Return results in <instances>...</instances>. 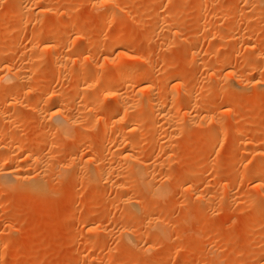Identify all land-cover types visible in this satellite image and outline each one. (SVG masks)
I'll return each instance as SVG.
<instances>
[{
    "label": "rangeland",
    "instance_id": "obj_1",
    "mask_svg": "<svg viewBox=\"0 0 264 264\" xmlns=\"http://www.w3.org/2000/svg\"><path fill=\"white\" fill-rule=\"evenodd\" d=\"M258 1L0 0V158L13 154L0 172L28 169L26 152L34 150L42 161L29 170L34 180L43 177L36 192L0 179V264H264V0ZM22 15L28 19L19 28ZM52 30L54 45L68 49L59 59L34 50ZM119 64L160 78H150L147 90L130 83L107 103L103 90ZM9 66L20 68L18 82H1ZM148 89L165 92L163 112L175 115L173 123L151 115ZM58 92L62 98L51 99ZM89 92H98L96 101ZM123 101L135 106L129 115ZM88 102L83 130L64 136L54 128L47 109L61 104L64 115L76 117ZM117 117L123 120L115 123ZM107 145V178L95 167L82 169L93 151L101 160ZM137 160L162 164L156 177L166 193L158 201L137 187L138 176L119 177ZM44 164L53 171L43 172ZM152 218H159L157 227ZM128 231L138 247L126 242ZM7 243L12 247L3 250Z\"/></svg>",
    "mask_w": 264,
    "mask_h": 264
},
{
    "label": "bare ground",
    "instance_id": "obj_2",
    "mask_svg": "<svg viewBox=\"0 0 264 264\" xmlns=\"http://www.w3.org/2000/svg\"><path fill=\"white\" fill-rule=\"evenodd\" d=\"M132 1V0H131ZM254 2V4L253 3H251V5L253 4V6L255 5V2H259L258 0H246V2L248 3H250V2ZM245 2V3H246ZM248 3V4H249ZM29 6V5H28ZM26 7V6H25ZM170 9V8H169ZM114 10V9H113ZM125 10V9H124ZM171 10V9H170ZM168 11L167 10V12H169V14H173L175 17L177 16H181V14H180V12H178V11H174V10H171V11ZM124 12V11H123ZM126 12V11H125ZM166 12V13H167ZM24 14V13H23ZM128 14V13H127ZM168 14V13H167ZM28 15V14H27ZM112 15V14H111ZM125 15V14H124ZM184 15V14H183ZM229 16V13L228 12H226V13H224V14H222V17L223 18H227ZM113 17V16H112ZM28 18L24 15H22L20 18H19V20H18V24H19V28H21L22 27V25L25 23V22H27L26 20H27ZM112 20V19H111ZM16 28V27H15ZM58 28V27H57ZM14 30H17V28L16 29H14ZM19 30V29H18ZM22 30V29H21ZM183 30V29H182ZM57 31H58V29H57ZM181 31V30H180ZM13 32V31H12ZM18 32H20V31H18ZM183 32V31H182ZM181 32V33H182ZM89 34V33H88ZM86 35V34H85ZM84 36V35H83ZM82 36V37H83ZM89 36L90 35H86V36H84V38H83V42H84V44L90 39L89 38ZM132 38V37H131ZM130 38V39H131ZM55 40H56V34H55V32L52 30L51 32H49V33H47V36L43 39V41H42V43H40V45L38 44L36 47H35V49L34 50H36V48L39 50V51H41V53H43L44 52V55H45V53H50V55H48V56H51V57H53V58H55V59H59L61 56H62V54L64 53V50L65 49H67V46L66 47H64L63 45L60 47V48H58V47H56L55 45H54V42H55ZM132 40H133V38H132ZM82 41V40H81ZM103 41V40H102ZM101 41V42H102ZM129 41V40H128ZM127 41V43L129 44V42ZM123 43H125V42H123ZM42 44V45H41ZM87 45V44H86ZM86 45H84V46H86ZM116 45V44H115ZM82 46V45H81ZM119 48V47H118ZM84 49H86V47L84 48ZM31 50H33V49H31ZM68 50V49H67ZM47 51V52H46ZM66 51V50H65ZM81 51H83V46H82V49H81ZM44 55H42V56H40V57H44ZM70 59V58H69ZM74 59V58H73ZM43 60V59H42ZM66 60H68V58L66 59ZM144 60H146V59H144ZM71 61H74L75 62V60H69V61H66L67 63H69V62H71ZM74 62H71V63H74ZM62 63V62H61ZM129 63H131V62H129ZM144 63V62H143ZM147 64H148V62H146ZM226 63V62H225ZM65 64V63H64ZM63 64V65H64ZM121 64H119V66H120ZM67 66V65H66ZM227 66V65H226ZM12 67V66H11ZM10 66L9 67H7V73L5 74V75H3L2 76V78H1V82H9V81H11V80H17V82L19 81V79L21 78L20 76H21V71L19 70L20 68H14V67H12L11 68ZM64 67V66H63ZM118 69H116V71H118V77L117 78H111V79H108L107 80V83H106V86L104 87V90H103V93H104V99H105V102L107 101V103H109L108 101L109 100H111V99H119L120 97H121V93H123V92H125L126 90H128L129 88L128 87H130V83H131V85H133L132 83H134L135 81H137V83L140 85V86H142L143 88V90L145 89V90H147L146 89V87H145V85L147 84V82H148V80L151 78L150 77V74L148 73V72H146V71H144V70H140V71H137V72H133L131 69H129L128 67H126V66H120V67H117ZM88 69V68H87ZM141 69V68H140ZM143 69V68H142ZM22 70V69H21ZM86 70V69H85ZM146 70V69H145ZM87 71V70H86ZM85 72V71H84ZM91 72V71H90ZM88 73V72H87ZM85 75H86V73H85ZM87 76H88V74H87ZM90 76V75H89ZM99 77V76H98ZM84 78V77H83ZM160 77L158 76V75H154L151 79H153V81L154 80H157V79H159ZM95 79V78H94ZM100 79V78H99ZM99 79H96V81H97V83L100 81ZM207 80V79H206ZM96 81H95V83H96ZM16 82V83H17ZM119 83H124L123 85L126 87V88H120V90L117 88L118 86V84ZM20 84V83H19ZM90 85V84H89ZM97 85V84H96ZM148 85V84H147ZM19 86V85H18ZM93 86H95L94 85V83H93ZM31 88V87H30ZM32 88H34V87H32ZM31 88V89H32ZM147 88H149V87H147ZM242 88V87H241ZM85 91H86V89H84ZM92 90V89H91ZM102 90V89H101ZM130 90V89H129ZM15 91V90H14ZM33 91H34V89H33ZM84 91V92H85ZM123 91V92H122ZM148 91H149V89H148ZM147 91V93H146V91H145V93L146 94H148L149 93V95L145 98L146 99V101L144 100V102L147 104V107L149 106V108L151 109V111L150 112H152V114L151 115H155V113H161V115H163V119L165 120V122H167V123H173V116H175V115H172V113H171V115L172 116H170V112L168 113V114H164V112H163V109H165V107L167 106V104H168V101H169V99H167V97H166V95L164 94V93H162V91H158L157 93H154L153 91H149L148 92ZM29 92V91H28ZM31 92V91H30ZM57 92V91H56ZM17 93H18V90H17ZM16 93V94H17ZM59 93V92H58ZM90 93V92H89ZM92 93H94V95H93V99L96 101V97H97V93L95 94V92H92ZM92 93H90L91 95H92ZM15 94V93H14ZM48 95H49V93H48ZM60 95H63V94H55V93H52V97L53 98H51V99H54L55 98V100H56V98L58 99L59 97H61ZM96 95V96H95ZM168 95V94H167ZM15 96V95H14ZM84 96V95H83ZM13 97V96H12ZM65 97V96H64ZM86 97H89V96H86ZM102 97V96H101ZM62 98V97H61ZM92 98V96L90 97V99ZM60 99V98H59ZM58 99V100H59ZM57 100V101H58ZM89 100V99H88ZM97 100H99V99H97ZM18 101V100H17ZM91 101V100H90ZM64 102V101H63ZM73 102V101H72ZM92 103H93V101H91ZM143 102V103H144ZM71 103V102H70ZM79 103V102H78ZM81 103V102H80ZM85 103V102H84ZM96 103V102H95ZM12 104V103H11ZM15 102L13 103V106H15ZM18 104V103H17ZM67 103H65V105H66ZM82 104V103H81ZM103 104V103H102ZM20 105V104H19ZM54 105V104H53ZM69 104H67V106H68ZM85 105V104H84ZM83 105V106H84ZM87 105H89V102L85 105V108H83V106H82V108H81V110H82V112H83V109H84V112L83 113H81L80 115H76V117H68V116H66V115H64L63 114V111L61 112V107L63 108L64 107V105H58V104H56V105H54V106H52V108H49L50 110H48L47 109V111H49V112H51L50 113V115H51V121H53V122H55V124H54V128H56L59 132H61V134L63 133V135L64 136H71V135H73V134H75V132L76 131H78V130H83V123H84V119H85V117H86V115H87V113L89 112V111H87V108H89L90 109V106H87ZM90 105H91V103H90ZM75 106V105H74ZM78 106V105H77ZM93 106H94V104H92V110H94V112H95V109H93ZM120 107H121V111L122 112H124L125 113V115H129L130 113H129V111L131 110V109H134L135 108V106H133V104L132 103H129V101H123L120 105H119ZM142 106V105H141ZM140 106V107H141ZM11 107V106H10ZM19 107V106H18ZM22 107H23V105H22ZM80 107V106H79ZM105 107L107 108V106H106V104H105ZM95 108V107H94ZM137 108V107H136ZM143 108V107H142ZM148 108V109H149ZM19 109V108H18ZM24 109V108H23ZM44 109V108H43ZM102 109V108H101ZM38 110H41V107H40V109H38ZM63 110H65V109H63ZM92 110H90V114H91V112L93 113V111ZM103 110V109H102ZM105 110V109H104ZM104 110H103V112H104ZM108 110V109H107ZM140 110V109H139ZM87 111V112H86ZM134 111V110H133ZM142 111H143V109H142ZM14 112V111H13ZM43 112V111H42ZM41 112V113H42ZM96 112H98L97 110H96ZM101 112V111H100ZM163 112V113H162ZM16 113V112H15ZM36 113V112H35ZM121 113V112H120ZM129 113V114H128ZM4 115V114H3ZM6 115V114H5ZM4 115V116H5ZM12 115V114H11ZM3 116V117H4ZM13 116V118H14V116H16V114H13L12 115ZM42 116V115H41ZM44 116V115H43ZM2 117V118H3ZM5 117H7V116H5ZM9 117H11V116H9ZM8 117V118H9ZM88 117V116H87ZM126 117V116H125ZM124 117V118H125ZM152 117V116H151ZM7 118V119H8ZM155 118V117H154ZM200 118V116L199 115H196L195 116V118H194V122L197 120V119H199ZM40 119V118H39ZM45 119V118H44ZM117 119H118V117H117ZM123 120V118H119L118 120H116V122L115 123H118V122H120V121H122ZM200 120V119H199ZM126 121V120H125ZM124 122V121H123ZM12 122H10V124H11ZM14 123V122H13ZM52 123V122H51ZM86 123V122H85ZM12 126H13V124H11ZM16 125H18V124H16ZM52 125H53V123H52ZM56 125V126H55ZM119 125H121V123L119 124ZM171 125V124H170ZM175 125V124H174ZM117 126V125H116ZM125 126V125H124ZM169 126V125H168ZM173 126V125H172ZM176 126V125H175ZM174 127V126H173ZM172 127V128H173ZM15 128V127H14ZM170 128H171V126H170ZM2 129V128H1ZM16 129L18 130V128L16 127ZM86 129V128H85ZM84 129V130H85ZM125 129V128H124ZM168 129V128H167ZM55 130V129H54ZM135 130V129H134ZM235 130V129H234ZM21 131V130H20ZM106 131V130H105ZM123 131V130H122ZM80 132V131H79ZM130 132V131H129ZM133 132V131H132ZM135 132H137V131H135ZM169 132V131H168ZM85 133H86V130H85ZM110 133V132H109ZM122 133H124V131L122 132ZM134 133V132H133ZM166 133V132H165ZM106 134V133H105ZM120 134H121V132H120ZM128 134H130V133H128ZM262 134V133H261ZM82 135V134H81ZM109 135V134H108ZM130 135H132V133L130 134ZM169 135H171V133L169 132ZM168 135V136H169ZM264 135V134H263ZM262 135V136H263ZM85 136V135H84ZM119 136V130L118 129H114V131H112L111 133H110V135L108 136V138L107 139H109L110 140V142L112 143L113 141H115L116 140V138ZM126 136H127V134H126ZM163 137L165 136L166 137V134H164V135H162ZM162 136H160V137H162ZM122 137V136H121ZM129 137V136H128ZM162 137V138H163ZM164 137V140L165 141H163V143L165 144V142L167 143L168 142V140L170 139H173L172 138V135L170 136V138L169 137H166L165 138ZM10 138V137H9ZM106 138V137H105ZM169 138V139H168ZM84 139H85V137H84ZM161 139V138H160ZM160 139H159V144L161 143L160 142ZM261 139V135L258 137V138H256V140L257 141H259ZM85 140H87V139H85ZM118 140H119V138H118ZM5 141H7V140H5ZM82 141H83V138H82ZM108 141V140H107ZM109 143V142H108ZM169 143V142H168ZM129 144V143H128ZM162 144V143H161ZM242 144H243V142H242ZM79 145V144H78ZM126 145V144H125ZM130 145H131V143H130ZM166 145V144H165ZM165 145H163L164 147H165ZM129 145H127L126 147H124V150L123 151H125V150H128L127 148H129L128 147ZM167 146V145H166ZM131 150V149H130ZM26 151V150H25ZM29 151V150H28ZM32 152H26V153H28L29 155H26V156H28L29 157V159H28V157H27V159H28V161H27V167H28V169H24V168H21L20 167V164L17 166V167H12V168H10V169H8V170H4V171H1L0 172V179H2V181H4L5 182V184L6 185H8L9 187H13V184L14 183H19V184H22V183H24V184H26L27 185V189L28 190H31V191H37L38 189H40L41 188V181H42V179H43V177L40 179V180H38L39 179V177H41V176H38V174H37V180H34L35 179V176H32V174H31V172H30V168L32 167V166H34L35 164H36V166L40 163L39 161H42V159L40 160L39 158H41V156L39 155V154H35V151L34 150H31ZM11 152V151H10ZM10 152L8 153H6L5 154V156L3 155L1 158H0V163L2 164V165H5L6 163H8V161L9 160H11L12 158H11V155L13 156V154H10ZM103 157H101V160H99L100 158L98 157V152L97 151H93V153H90L91 154V156H90V158L87 160V165H84L83 167H82V169H84L87 173L88 172H90V170H91V167H95L96 168V171H97V173L98 174H101V175H106V170L111 166V164H112V162L109 160V158H108V156L109 155H107L108 154V152H110V148H109V145H107L104 149H103ZM126 152V151H125ZM12 153V152H11ZM37 153V152H36ZM123 154V153H122ZM159 154V153H158ZM40 156V157H39ZM115 156V154L113 155V157ZM121 156V155H120ZM158 156V155H157ZM39 157V158H38ZM115 158V157H114ZM126 158V157H125ZM129 157H127L126 159L127 160H130V158L128 159ZM111 159V158H110ZM156 160H158V159H156ZM159 161H160V159H159ZM159 161H154V163L153 162H151L150 164H147V165H145V166H141V163H140V161H138L137 160V163H139V165H136V167H134V168H132L131 170H129V171H127V172H118V175H119V177H120V175L121 176H124V178H125V176L126 175H128L129 177H130V175H133V177L134 176H138L139 177V179H140V185H138L137 184V187H139V186H141V188H142V190L144 189V191H147L148 193L147 194H150V196L155 200V199H158L159 197H161L163 194H165L166 193V190H165V186H164V179L162 180V178H160V179H158L157 177H156V173L159 171V169H160V167H162V164H160L159 163ZM39 162V163H38ZM166 162V161H165ZM134 163H136L135 161H134ZM163 164H165L164 163V161L162 162ZM143 164V163H142ZM47 165V164H46ZM116 166V165H115ZM20 167V168H19ZM61 167V169H63L62 168V166H59V168ZM164 167V166H163ZM49 168H51V167H49ZM47 166H45V164H44V166L42 167V170H43V172H49V169ZM55 167H54V172H55ZM60 169V170H61ZM161 170V169H160ZM50 171H53V170H50ZM84 171V172H85ZM123 171V170H122ZM61 172V171H60ZM55 173H59V170H58V172H55ZM111 173V172H110ZM108 174V173H107ZM34 175V174H33ZM117 175V176H118ZM30 176H32V177H34V178H31ZM44 176V175H43ZM105 177V176H104ZM132 177V178H133ZM106 178H107V175H106ZM105 178V179H106ZM117 178V180H112V178H111V180H112V182L114 183V186L116 187V186H118L119 185V182H121V181H119V179H118V177H116ZM165 178V177H164ZM168 178V177H167ZM90 179V178H89ZM101 180V179H100ZM103 180V179H102ZM108 180V179H107ZM45 181V180H44ZM111 182V181H110ZM138 182V181H137ZM186 182V181H185ZM44 183V182H43ZM139 183V182H138ZM183 184V183H182ZM44 185V184H43ZM42 185V186H43ZM181 185V181H178V182H176V183H174V185H172L169 189V191H167V192H169V194H168V196H167V200H171L172 198H173V196H174V194H176L177 193V191H178V189H179V187H181L180 186ZM120 186V185H119ZM122 186V185H121ZM123 187V186H122ZM121 187V188H122ZM133 187V186H132ZM136 187V186H135ZM165 187V188H164ZM124 188V187H123ZM120 189V188H119ZM126 189H128V188H126ZM134 188H132V189H130L129 188V192L130 191H132ZM116 190V189H115ZM120 193V192H119ZM149 196V195H148ZM149 196V198H151ZM163 196H165V195H163ZM151 200V199H150ZM166 200V201H167ZM155 201H158V200H155ZM126 203V202H125ZM129 205V204H128ZM137 205V204H136ZM135 205V206H136ZM93 207V204H90V206H88V208H87V210H90L91 208ZM124 215V214H123ZM153 217V216H152ZM261 219H264V214L262 213L260 216H259ZM159 218H152L151 220H152V222L155 224V227H157L158 226V224H159V220H158ZM69 220V217H66L65 216V218H61V220H60V222L58 223V225L60 224V225H62L63 226V224L65 225V222H67ZM162 224V223H161ZM126 230V229H125ZM124 230V231H125ZM127 231V230H126ZM124 233V232H123ZM131 234V233H130ZM130 234H129V231L126 233V234H124V235H126L127 237H129L130 236ZM164 234H165V232H164ZM123 235V236H124ZM133 234H131V236H132ZM129 237L128 238V240H126V242H129V243H131V245H130V247L133 245H135L137 242L133 239L132 240V237ZM86 242V241H85ZM84 242V243H85ZM125 242V243H126ZM135 242V243H134ZM93 244V243H92ZM137 244H139V242L137 243ZM137 247H138V245H136ZM136 246H134L135 248H136ZM12 247V244L11 243H7V244H4L3 246H2V249L3 250H7V249H9V248H11ZM106 247V246H105ZM129 264V263H128Z\"/></svg>",
    "mask_w": 264,
    "mask_h": 264
}]
</instances>
